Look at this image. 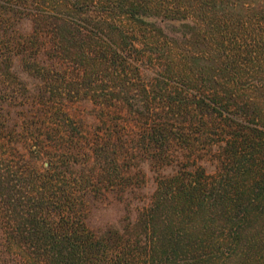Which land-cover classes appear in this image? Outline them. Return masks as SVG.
Returning a JSON list of instances; mask_svg holds the SVG:
<instances>
[{"label": "trees", "instance_id": "1", "mask_svg": "<svg viewBox=\"0 0 264 264\" xmlns=\"http://www.w3.org/2000/svg\"><path fill=\"white\" fill-rule=\"evenodd\" d=\"M257 97L264 0H0V264H264Z\"/></svg>", "mask_w": 264, "mask_h": 264}, {"label": "rangeland", "instance_id": "2", "mask_svg": "<svg viewBox=\"0 0 264 264\" xmlns=\"http://www.w3.org/2000/svg\"><path fill=\"white\" fill-rule=\"evenodd\" d=\"M31 29V22L26 21L24 24H22V28L21 30L23 31H29ZM254 97V96H252ZM258 98V97H257ZM261 99L260 101H264V97L262 98H258ZM264 104V102H262ZM69 106L74 107V110L78 116V119L81 118H85V128H84V133L83 136H85L86 138H90V135H88V133H93V128H94V120L91 118L88 120L87 114L89 113V110L92 109V105L90 103H68ZM262 105V104H260ZM264 106V105H262ZM84 137V138H85ZM83 139V137H82ZM30 145L32 146V143H30V141H24L22 140L21 142H19L18 144V148L14 150L15 154V159H26L29 160L32 158H30L31 155L30 151H29V147ZM11 149H8L7 151H10ZM6 151L0 150V153L2 155H4ZM13 152V151H11ZM36 155V154H34ZM12 160V159H11ZM44 161V160H43ZM43 161H38V165L40 167H42V163ZM156 168L152 167L150 168L149 165H142L141 166V175L143 176V178H141L140 180V185L143 186V190H141V195H143V198H145L144 200L146 201V197H149V195L152 193L154 186H155V178H154V174H155ZM121 211L119 208H117L116 206H114L111 203V199H105L104 202L98 206V208L94 209L92 211V213L90 214V225L93 228H98L100 226H102L103 224H106L108 222L113 221L114 219H117L118 217L121 216ZM251 224L253 226H256L257 229H255L257 232L255 235V239L258 235L263 234L264 236V215L261 217H258L257 219L253 218V221H251ZM251 232V231H250ZM252 236V237H253ZM251 238L249 231L246 232L245 237H244V241L243 243H247V241ZM201 251V250H200ZM199 251V252H200ZM208 249L203 247L201 253L198 252V256L200 258H204L205 257V252H207ZM225 259V260H224ZM205 264H232V259H228L226 257H222V259L217 260L216 262L212 263L211 261H207V263Z\"/></svg>", "mask_w": 264, "mask_h": 264}]
</instances>
